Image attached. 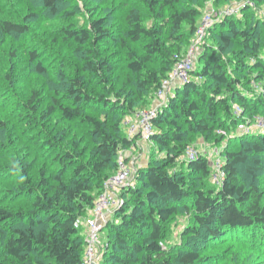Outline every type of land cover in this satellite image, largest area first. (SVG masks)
<instances>
[{
	"label": "trees",
	"instance_id": "trees-1",
	"mask_svg": "<svg viewBox=\"0 0 264 264\" xmlns=\"http://www.w3.org/2000/svg\"><path fill=\"white\" fill-rule=\"evenodd\" d=\"M147 2L151 16L158 20L156 26L145 27L140 12L135 9H129L124 18L128 24V39L134 42L148 39L144 53L127 50L126 67L136 79V89L126 94L128 105L122 103L125 89L110 85L114 61L100 51V46L108 39L111 45L117 42L114 32L108 28V21L100 17L93 19L90 27L63 29L65 39L77 44V49L83 52L84 68L96 75L107 94L94 99L108 115L119 111L121 117L110 123L106 118L83 115L80 106H65L56 98L46 111L41 112L43 120L60 112L67 121H84L90 128V154L85 158L79 141H67L65 128L61 137L47 133L43 136L45 140L36 138L37 145L43 143L56 147L62 144L63 151L55 157L62 167L61 174L56 176V183L42 178L49 191L35 196L33 210L15 211L0 205V264L82 263L85 235L75 224L82 220L86 209L94 205L97 191L103 190L110 172L117 170L120 149L133 143L131 137L121 134L126 118L138 112L135 110L136 102L141 101L147 91L156 93L163 79L173 71L176 59L173 53L182 49L178 46L174 51L173 46H166L167 41L178 38L185 24L189 25L192 35L196 34L198 21L202 18L200 9L188 0ZM4 3L5 0H0V35L11 37L28 33L27 25L6 16ZM183 3L187 5L172 13L171 32L164 41L165 8ZM253 3L255 6L264 4V0H253ZM41 4L53 15L59 12L58 0H41ZM242 14V18L236 15L224 17L210 26V39L216 42V46L204 45V51L198 56L201 65L191 71L198 80L189 79L176 86L159 110L153 121L155 133L149 142L164 149L166 155L159 162L139 168L136 184L123 191V195L129 198L117 210L118 220L107 225L108 246L102 264H197L202 261L197 250L175 254L174 248H179V245L165 247L166 224L182 210L194 222V225L185 227L182 237L197 236L203 228L213 239L220 240L230 231L243 230L255 244L264 245V192L256 182V172L264 168L262 159L256 156L264 154V133L242 132L237 127L241 121L254 123L258 109L264 116V33L258 31V27L264 29V20L257 18L254 5L246 6ZM29 54L33 61L38 58L36 50H30ZM153 64H158V67ZM35 68L39 72L45 71L39 62ZM68 80L71 84L67 91L69 98L76 102L92 101L93 97L81 78L77 76ZM245 80L251 86L261 84L262 93H245L241 89L246 86ZM112 93L115 100L109 97ZM132 96L137 101L129 98ZM37 97V91H33L27 103L17 102V105L30 109L32 113L37 112ZM0 100L5 104L7 98ZM235 104L241 111L238 115L233 109ZM37 126L42 125L38 123ZM223 129L228 136L216 134L217 130ZM235 129L239 135L230 140L229 135L234 134ZM193 132L206 138L216 134L214 139L218 142L227 136L230 146L237 141L240 144L238 149L228 146L222 152L226 176L222 184L217 186L212 182L211 161L199 153L197 159L188 161L186 169L169 171L176 160L189 151V136ZM67 142L69 146L65 147ZM250 158L253 165L246 164V171L252 180L248 182L238 167ZM16 169L12 167V170ZM44 172L45 169L42 170ZM22 173H28V166L22 169Z\"/></svg>",
	"mask_w": 264,
	"mask_h": 264
},
{
	"label": "rangeland",
	"instance_id": "rangeland-1",
	"mask_svg": "<svg viewBox=\"0 0 264 264\" xmlns=\"http://www.w3.org/2000/svg\"><path fill=\"white\" fill-rule=\"evenodd\" d=\"M188 1L200 9L202 18L198 21L196 34L192 35L189 30V25L185 24L181 30L182 33L180 32L183 35L180 36L179 34L178 38H175L172 42L167 41L166 46H173L172 49L174 51L177 50L178 46L182 49L179 52L175 51L173 53L175 54L174 59L176 58L174 60V66H176L178 60H180V63L187 59L191 46L199 38L197 30L203 27L205 20H209L213 26L224 17H235L236 15L242 18V10L245 8L243 4L245 3L254 5L257 18L264 20V4H256L255 6L253 0ZM147 4V0H58L59 12L53 15L49 9L42 6L41 0H5L3 6L7 13L6 16L27 25L29 31L26 34L12 35L11 37L0 35V99L7 98L5 104H1L0 102L1 206L3 205L15 211L22 210L28 212L33 210L36 201L35 196L38 193L42 194L45 190L49 191L45 187V184L42 183V178H49L50 183L57 182L56 176L61 174L62 167L57 163L55 157L63 151L61 149L62 144L59 143L56 147L47 146L43 143L37 145L35 142L36 138L40 137L42 140H45L43 136L47 135V133L61 137L62 130L65 128L67 141H79L80 148H84L85 158L89 157L88 130L90 128L84 121L80 119L67 121L62 117L60 112L53 113L47 120H43L40 117L41 112L46 111L48 105L54 103V98L65 106L72 108L80 106L83 115L88 114L100 119L106 118L109 119L110 123L121 117L119 111L108 115L102 110L99 101L94 99L102 94H107L104 92L103 85L96 75L84 68L85 64L82 60L83 52L77 49V44L65 39L62 32L63 29L90 27L93 19L100 17H104L108 21V28L114 32L113 36L117 38V42L111 45L110 39H108V42L102 43L100 51L108 59L111 58L114 61L113 66L115 70L109 77L110 85L116 86L117 89H125L122 95L124 99L122 103L128 105L126 94L136 89V79L129 68L126 67L127 50L131 49L137 54L144 53V46L148 42V39L144 38L139 42L128 39L126 35L128 24L124 18L129 9H135L140 12L145 27L150 28L156 26L158 20L151 16ZM186 5V3H183L175 7L165 8L164 41L168 39L171 32L173 24L172 13L181 10ZM210 24H208L209 26L205 31L204 37L198 44L196 55L193 57L195 67L201 65L198 62V56L204 51V45L216 46V42L210 39V33L208 32L211 26ZM258 31L261 34L264 33L262 27H258ZM30 50H36L38 53V58L34 61L30 59ZM38 62L42 64V67L45 69L44 72H39L35 68ZM152 66L158 67V64H153ZM8 76L11 79L7 78ZM77 76L81 78L88 93L93 97L91 98L92 101L76 102L74 98H69L67 91L71 84H69L68 79ZM189 77L190 79L198 80L191 73ZM165 79L168 78L166 77ZM245 83L246 86L241 87L245 93L250 95H254V93L260 95L262 93L261 84L254 83L251 86L247 83V80H245ZM33 91H37L39 102L37 101L38 111L32 113L30 109H23L21 106L18 107L17 102L27 103ZM109 97L115 100L114 93ZM159 97L157 92L147 91L141 101H137V98H133V96L129 98L137 101L135 110L139 111L158 106L161 101ZM238 106V104L233 106L235 113H238ZM257 111L258 114L255 117V122L250 123L249 127H251L253 132L264 133V116L261 114L262 111L259 109ZM136 113L128 115L127 118H135L137 120ZM31 115H34L35 118ZM38 123L42 126H37ZM124 125L121 134L131 137L128 124L125 123ZM42 130H44L45 134ZM58 130L60 131L58 132ZM217 132L216 134L223 135L224 129L217 130ZM216 134L206 138L200 133L193 132L189 136L191 143L190 150H196L197 155L198 153L202 154L211 161L213 168L212 177L217 169L218 162L224 163L225 161V158L222 156L224 149L228 148V146L232 149H238L240 145L237 141L230 146L231 138H236L239 135L236 129L234 130V134L229 135L230 140H227L228 134L224 133L227 135L226 138L218 142L214 139ZM130 139L133 143L128 148H121L119 153L127 155L126 163L131 166L134 172L154 161L159 162L160 158L166 155L164 149H159L153 143L141 139L139 136ZM68 142L64 144L66 145L65 147L69 146ZM256 156L262 159L264 167V154ZM192 157L194 156H189L188 151L187 154L176 160V164L170 167L169 171L186 169L187 163ZM251 157L252 159L254 158L253 155ZM252 159L250 158L247 163L241 164L238 167V171L248 182H251L252 177L246 171V164L253 165ZM14 166L18 170H12ZM25 166H28L27 174L22 173V169ZM43 169H45L44 173H42ZM115 173L116 171L110 172L106 179L110 180ZM256 175V182L264 192V168L258 170ZM211 179L213 183L217 186L219 185L213 181V178ZM97 192L99 197L103 190ZM115 194L124 201H127L129 198L117 192ZM91 209L92 206L86 209L79 226L81 234L85 235V237L87 235L85 220L92 216ZM114 210L110 214L108 223L100 231L101 249L103 251L108 244L106 241L109 233L107 225L118 220L117 210ZM40 219L44 220L43 217ZM188 225H194V222L183 210L178 215L172 217L166 224L165 233L167 243L165 247L166 245L169 248L179 245V248H174L175 254H182L190 249L197 250L203 259L197 264H264V245L262 243L255 244L243 230L230 231L228 236H222L220 240L213 239L209 232L203 228H200V234L197 236L188 235L182 237V232Z\"/></svg>",
	"mask_w": 264,
	"mask_h": 264
},
{
	"label": "built area",
	"instance_id": "built-area-1",
	"mask_svg": "<svg viewBox=\"0 0 264 264\" xmlns=\"http://www.w3.org/2000/svg\"><path fill=\"white\" fill-rule=\"evenodd\" d=\"M251 4L245 3L243 7L249 6ZM234 11V10H232ZM230 12V11H228ZM212 19V18H210ZM211 22L209 20H205L203 27L197 30L199 34V38L196 42L191 46L190 53H188V57L185 61L180 62L177 61L176 66H174L173 71L171 72L168 79H165L162 86L158 89L157 95L161 98L158 106H154L152 109H142L138 111L136 114L137 120L127 118L126 124L129 126L130 136L131 138H136L139 136L141 139L146 141H150L152 135H154L155 130L153 127V121L158 117L159 110L167 103L170 96L173 93V89L178 86L185 84L190 79V73L194 69L195 65L193 63V57L196 55V50L198 48V44L201 42V39L204 37L205 31ZM211 25V24H210ZM200 39V40H199ZM238 114H240V108L238 107ZM249 122L241 121L238 124V131L248 132L251 131V127H249ZM224 133H226L224 131ZM191 149V148H190ZM189 149V156H194L190 161L197 159V151ZM191 151V152H190ZM127 155L120 153L117 163L118 167L116 173L112 176V178L105 182V186L103 192L97 197L94 205L92 206V216L85 220V225L87 228V235L85 237V251L83 253L82 263L81 264H102V257L105 252L101 249V241H100V231L105 226L110 218V214L123 207L126 201L122 200V198H118V195L115 192L123 195V191L129 188L130 186H134L136 184V173L138 170L134 172L131 166L126 163ZM225 171L223 170V162H218L217 169L213 174V181L218 183L219 185L223 183L225 179ZM82 220H78L75 224L76 228H79ZM108 246V244H107Z\"/></svg>",
	"mask_w": 264,
	"mask_h": 264
}]
</instances>
